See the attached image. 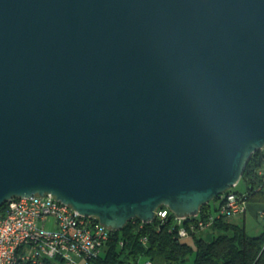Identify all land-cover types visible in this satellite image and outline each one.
Wrapping results in <instances>:
<instances>
[{"label":"water","instance_id":"95a60500","mask_svg":"<svg viewBox=\"0 0 264 264\" xmlns=\"http://www.w3.org/2000/svg\"><path fill=\"white\" fill-rule=\"evenodd\" d=\"M263 148L264 0H0V206L196 216Z\"/></svg>","mask_w":264,"mask_h":264},{"label":"built area","instance_id":"2783aa9c","mask_svg":"<svg viewBox=\"0 0 264 264\" xmlns=\"http://www.w3.org/2000/svg\"><path fill=\"white\" fill-rule=\"evenodd\" d=\"M259 173H264V168ZM222 197L224 202L220 209L208 220L199 215L184 218L175 215L179 237L187 238L202 228L211 227L215 217H231L246 211L247 201L232 188ZM52 198L56 197L49 194L20 196L0 209V264L12 256L17 240H25L23 260L32 264H44L49 258H59L64 264H94L104 253L113 230L96 217L81 214L70 204L60 201V205H52ZM170 212L168 206H161L156 218L165 220ZM261 213L264 216V210ZM133 264L156 263L146 260Z\"/></svg>","mask_w":264,"mask_h":264},{"label":"trees","instance_id":"16d2710c","mask_svg":"<svg viewBox=\"0 0 264 264\" xmlns=\"http://www.w3.org/2000/svg\"><path fill=\"white\" fill-rule=\"evenodd\" d=\"M264 148L254 152L241 178L247 184L244 193L235 191L247 202L264 203ZM220 200L219 210L224 202ZM8 200L7 202H9ZM6 202L0 207L4 208ZM212 215L211 203L201 207L199 217L205 220ZM196 219V218H195ZM217 232L212 239L191 234L195 245L178 235L179 223L173 212L165 220L155 218L143 222L136 217L121 230H113L103 254L94 264H133L140 259L156 264L185 262L195 250L196 264H264V227L259 234H250L245 224L234 222L229 216L215 217L212 225ZM143 238H147L144 242ZM20 264H32L25 261ZM44 264H64L59 258L46 259Z\"/></svg>","mask_w":264,"mask_h":264},{"label":"rangeland","instance_id":"374dc122","mask_svg":"<svg viewBox=\"0 0 264 264\" xmlns=\"http://www.w3.org/2000/svg\"><path fill=\"white\" fill-rule=\"evenodd\" d=\"M232 189L234 191L244 193L247 189V184H246L245 180L243 178H241L240 181L232 187ZM210 203H211L212 214H216L217 210L215 208H216V206H219L220 200L213 199L210 201ZM251 203L258 205L257 203H259V202H251ZM256 205H254V206H256ZM249 209L246 213L245 226H246V228L250 234H253V235L259 234L264 227V220L262 218L255 217L253 210H251L252 208H249ZM230 219L234 222L244 224L243 218L240 215L232 216V217H230ZM215 234H217V232L213 229L212 226L202 228L197 232L198 236L204 237L206 239H212ZM187 240L189 242H191L193 244V246L195 245V241H194V238L192 236L187 237ZM172 264H196L195 263V250H193V252L189 256V258L185 262L172 263Z\"/></svg>","mask_w":264,"mask_h":264},{"label":"bare ground","instance_id":"6f19581e","mask_svg":"<svg viewBox=\"0 0 264 264\" xmlns=\"http://www.w3.org/2000/svg\"><path fill=\"white\" fill-rule=\"evenodd\" d=\"M17 199H20V196L12 197L10 201H17ZM52 205H60V200L57 198H52ZM23 248H25V240H17L14 243L12 256L4 264H20L27 261L23 260Z\"/></svg>","mask_w":264,"mask_h":264},{"label":"crops","instance_id":"0c3cea01","mask_svg":"<svg viewBox=\"0 0 264 264\" xmlns=\"http://www.w3.org/2000/svg\"><path fill=\"white\" fill-rule=\"evenodd\" d=\"M257 204L258 205L250 203V202H247L246 211L244 213H242V214H239L243 218L244 224H245V221H246V213H247L249 208H252L251 210H253V213L255 214V217L262 218L264 220V216L261 213L264 210V203H257ZM254 205H256V206H254ZM142 261H146V259H140V262H142Z\"/></svg>","mask_w":264,"mask_h":264}]
</instances>
